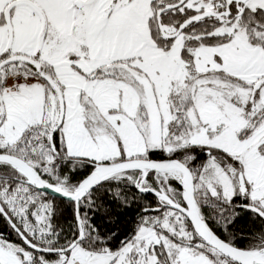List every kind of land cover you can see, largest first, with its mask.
Here are the masks:
<instances>
[{"label": "snow or ice", "instance_id": "obj_1", "mask_svg": "<svg viewBox=\"0 0 264 264\" xmlns=\"http://www.w3.org/2000/svg\"><path fill=\"white\" fill-rule=\"evenodd\" d=\"M0 264H264V0H0Z\"/></svg>", "mask_w": 264, "mask_h": 264}]
</instances>
